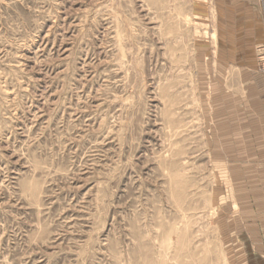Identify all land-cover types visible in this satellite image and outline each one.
Returning a JSON list of instances; mask_svg holds the SVG:
<instances>
[{"label": "rangeland", "instance_id": "374dc122", "mask_svg": "<svg viewBox=\"0 0 264 264\" xmlns=\"http://www.w3.org/2000/svg\"><path fill=\"white\" fill-rule=\"evenodd\" d=\"M226 5L0 0V264H264Z\"/></svg>", "mask_w": 264, "mask_h": 264}, {"label": "crops", "instance_id": "0c3cea01", "mask_svg": "<svg viewBox=\"0 0 264 264\" xmlns=\"http://www.w3.org/2000/svg\"><path fill=\"white\" fill-rule=\"evenodd\" d=\"M227 4L229 19L224 22L225 32L230 35L231 54V86L232 93H238L248 98L249 105L244 107L245 114L264 115V76L260 66L264 64V14L259 9V3L264 0H219ZM260 108L257 110L256 108ZM247 130L254 131L246 135L247 141H253V146L247 149V163L261 179V183L250 181L249 185L261 187L258 194L263 196L264 204V123L248 124ZM251 148L253 150L251 151ZM247 195L254 191L246 190ZM258 201V200H256Z\"/></svg>", "mask_w": 264, "mask_h": 264}, {"label": "built area", "instance_id": "2783aa9c", "mask_svg": "<svg viewBox=\"0 0 264 264\" xmlns=\"http://www.w3.org/2000/svg\"><path fill=\"white\" fill-rule=\"evenodd\" d=\"M260 71H261L262 75L264 76V64H262V65L260 66Z\"/></svg>", "mask_w": 264, "mask_h": 264}]
</instances>
